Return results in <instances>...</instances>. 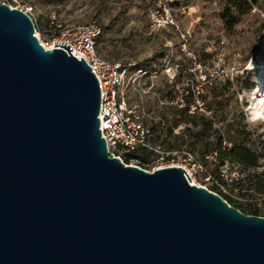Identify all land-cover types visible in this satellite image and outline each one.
Returning a JSON list of instances; mask_svg holds the SVG:
<instances>
[{
    "label": "water",
    "instance_id": "1",
    "mask_svg": "<svg viewBox=\"0 0 264 264\" xmlns=\"http://www.w3.org/2000/svg\"><path fill=\"white\" fill-rule=\"evenodd\" d=\"M0 1V264H264V216L109 152L90 65Z\"/></svg>",
    "mask_w": 264,
    "mask_h": 264
},
{
    "label": "rangeland",
    "instance_id": "2",
    "mask_svg": "<svg viewBox=\"0 0 264 264\" xmlns=\"http://www.w3.org/2000/svg\"><path fill=\"white\" fill-rule=\"evenodd\" d=\"M0 1L23 10L32 8L29 14L35 23V33L42 39L56 33L60 25L98 20L103 28L100 54L114 61H133L148 72L140 76L131 71L124 84V94L145 124L158 127L161 137L157 142L165 150H190L215 179L212 167L207 165L215 154L207 151L217 133L222 132L223 138L236 139L240 130L256 153H264V0L240 15L231 29L221 19L227 0ZM164 2L170 3L171 23L152 29L151 12ZM184 65L187 71L197 72L194 80L186 78L184 85L190 86L196 95L206 94L204 100L200 97L197 101L196 113L214 115L207 105L214 97L224 98V111L217 110L214 130L202 135L201 123L195 122L193 112L176 125L170 120L173 109L181 108L176 101L185 92L184 85L175 82V76ZM257 111L261 114L257 115ZM222 112L228 117L218 121ZM224 145L229 147L227 141ZM128 164L154 170L167 162L150 152L142 158L129 159ZM214 169L225 174L228 181L245 177L247 182L253 175L252 169L228 160ZM257 170L264 171V166ZM204 176V172L198 173L197 182L215 191V182L204 180ZM247 192L250 198L238 197L236 193L234 196L245 205L258 206L263 213L264 191Z\"/></svg>",
    "mask_w": 264,
    "mask_h": 264
},
{
    "label": "built area",
    "instance_id": "3",
    "mask_svg": "<svg viewBox=\"0 0 264 264\" xmlns=\"http://www.w3.org/2000/svg\"><path fill=\"white\" fill-rule=\"evenodd\" d=\"M169 4L164 2L159 5L158 9L151 12L152 29H159L171 23L168 14ZM11 7L13 6L11 5ZM25 11L30 13L32 8H27ZM102 32L103 28L99 21L92 19L77 24L60 25L58 31L49 38L38 37L46 49H66L63 46H55V41L66 42L72 47L70 52L78 59L83 57L96 73L102 90L99 114L101 129L103 136L107 139L110 154L124 160L128 153L136 152L139 149L151 150L158 156V160L167 162L165 166H183L187 170L192 184L197 183L208 187L205 183H198L196 179L198 173L204 172V180L213 181L223 188V184L212 174L206 172L202 162L190 150L185 148L165 150L160 144H155L152 141L150 126L141 120L137 108L129 103L124 94V84L131 71L140 76H144L148 72L133 61H114L102 56L99 51V39ZM35 35L37 34L35 33ZM183 93H189V91ZM183 93L176 101L181 107L185 105ZM199 93L197 95L194 93L196 103L200 101ZM195 107H197L196 104H192L190 112L194 113Z\"/></svg>",
    "mask_w": 264,
    "mask_h": 264
},
{
    "label": "trees",
    "instance_id": "4",
    "mask_svg": "<svg viewBox=\"0 0 264 264\" xmlns=\"http://www.w3.org/2000/svg\"><path fill=\"white\" fill-rule=\"evenodd\" d=\"M259 2L260 0H227V4L221 12V19L226 24V26L231 29L239 21L240 15L251 11L256 5L259 4ZM196 73V71H187L184 65L176 73L175 82L183 83L184 85L185 79L188 78L189 80H194ZM187 90H190L189 93H183L185 105L181 108H174V111H172L170 120L174 122L175 125L178 124L185 115H190L191 105L196 104L194 93L191 91L192 88L190 86L184 85V91ZM199 97L204 100L206 94H202V92H200ZM223 99L224 98L221 97H214L211 104L209 103L207 105L209 111L214 112V115L209 116L201 111H198L197 113L194 112V115H192L195 122L199 121V123H201V127L199 128V133L201 135L205 134L207 130H214V125L216 123L215 117L218 115L217 110L221 109L224 111L225 104H223ZM204 104H206V102ZM227 117L228 114L225 115V113L222 112L218 121H222ZM150 128L152 130V141L155 144H159L157 142V138L159 139L161 135L158 134V127L153 125ZM169 129L172 131L173 127ZM221 133H217L215 138L209 142L207 152H212L215 154V156L209 160L207 165L212 167V172L215 174L216 179L223 184L226 190L221 189L217 183L213 184V189L215 192L221 194L232 206L240 209L242 212L252 215H264V211L262 213L261 208L258 206H251V204L245 205L244 203L238 201L234 196L236 193L238 197L250 198L251 195L248 194V190L264 191V171L259 172L257 170L260 166H264L262 162L264 159V153H256L257 150L248 144L246 138L243 137V132L240 130L236 134V139L223 138ZM224 141L229 143V147L224 145ZM150 152L152 153L151 150L139 149L136 152L126 154L124 161L128 163L129 159H139L148 155ZM224 160L238 162L243 167L246 166L252 169V178L247 182L245 177H238L237 179L231 178L230 181L225 180V174L221 173L219 169H214L215 165L222 164ZM260 178L262 179L260 180Z\"/></svg>",
    "mask_w": 264,
    "mask_h": 264
},
{
    "label": "bare ground",
    "instance_id": "5",
    "mask_svg": "<svg viewBox=\"0 0 264 264\" xmlns=\"http://www.w3.org/2000/svg\"><path fill=\"white\" fill-rule=\"evenodd\" d=\"M38 32V31H37ZM39 35V33H37ZM264 114V112H262ZM261 111H257V115H260Z\"/></svg>",
    "mask_w": 264,
    "mask_h": 264
}]
</instances>
